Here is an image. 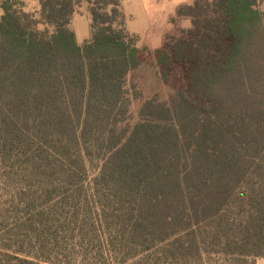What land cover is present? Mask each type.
<instances>
[{"label": "trees", "instance_id": "obj_1", "mask_svg": "<svg viewBox=\"0 0 264 264\" xmlns=\"http://www.w3.org/2000/svg\"><path fill=\"white\" fill-rule=\"evenodd\" d=\"M124 0H0V264H256L264 258V12L197 0L163 47ZM75 13L91 18L80 43ZM165 98L129 124L127 77ZM147 58V59H146Z\"/></svg>", "mask_w": 264, "mask_h": 264}, {"label": "rangeland", "instance_id": "obj_2", "mask_svg": "<svg viewBox=\"0 0 264 264\" xmlns=\"http://www.w3.org/2000/svg\"><path fill=\"white\" fill-rule=\"evenodd\" d=\"M197 0H124V11L128 18L129 29L142 34L144 43L150 46L163 47L166 36L179 37L182 30H188L191 25L190 18H180L172 24L179 6L193 4ZM26 9H35L37 0H24ZM259 7L264 12V0H259ZM2 10L0 9V17ZM79 42L83 43L90 36L91 18L88 15H76L72 23ZM140 36V45L141 35ZM148 57L145 66L132 72L127 77L126 89L132 100L128 123L134 124L138 120V111L141 102L150 96L165 98L171 94L175 87L183 82L180 70L172 75L168 85L161 83L153 74L155 59ZM147 59V58H146Z\"/></svg>", "mask_w": 264, "mask_h": 264}, {"label": "crops", "instance_id": "obj_3", "mask_svg": "<svg viewBox=\"0 0 264 264\" xmlns=\"http://www.w3.org/2000/svg\"><path fill=\"white\" fill-rule=\"evenodd\" d=\"M76 15H87V14H79V13H75V14H74V17H73V21H74ZM73 21H72V23H73ZM128 27H129V23H128ZM129 28H130V27H129ZM130 31H131L132 33L137 34V35H141V39H142L141 42H143V43H141V45L139 44V46H141V47H147V48H149V49H151V50H156V49L161 48L159 45L156 46V48H154V47L150 46L149 43H146V44H145L144 41H143L142 34L136 32V31H132V30H130ZM90 35H91V32H90ZM89 37H90V36H89ZM89 37H88L87 39H89ZM77 39H78V38H77ZM87 39H85L84 41H86ZM78 41H79V40H78ZM80 43H81V42H80ZM256 264H264V258L257 259Z\"/></svg>", "mask_w": 264, "mask_h": 264}]
</instances>
